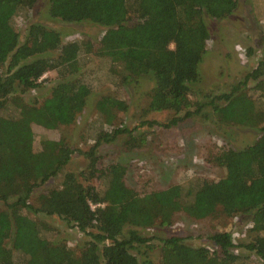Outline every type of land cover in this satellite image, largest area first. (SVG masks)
<instances>
[{
    "label": "trees",
    "instance_id": "obj_1",
    "mask_svg": "<svg viewBox=\"0 0 264 264\" xmlns=\"http://www.w3.org/2000/svg\"><path fill=\"white\" fill-rule=\"evenodd\" d=\"M38 1L0 0V264L24 259V264H155L147 255L154 249L157 264H244L234 249L252 254L253 264H264V55L227 92L191 99L209 38L204 17L226 18L237 0H46L52 20L102 28L94 48L90 41L63 42L40 23L25 25L20 38L11 23L13 10ZM91 50L106 60L105 81L114 86L149 80L145 111L171 113L165 128L197 116L220 127L253 130L254 140L212 158L223 170L216 181L139 194L125 186L122 165L110 164L104 172L98 167L101 144L123 136L126 151L144 141L136 128L121 123L104 131L126 108L123 101L104 97L98 105L102 123L86 151L73 150L62 139H42L34 152L32 126L70 125L83 110L92 86L79 74V58ZM48 72L54 73L53 83L40 102L16 95L40 87ZM248 84L259 92L257 104L247 95ZM75 153L85 158V169L62 172ZM101 172L103 192L91 184ZM60 173L58 185L33 194ZM178 212L193 219L244 216L253 236L242 243L229 232H216L207 237L211 249L188 246L176 235L145 237L137 231L168 228ZM41 217H56L75 229L81 243L69 247L62 238L47 237L53 231Z\"/></svg>",
    "mask_w": 264,
    "mask_h": 264
},
{
    "label": "rangeland",
    "instance_id": "obj_2",
    "mask_svg": "<svg viewBox=\"0 0 264 264\" xmlns=\"http://www.w3.org/2000/svg\"><path fill=\"white\" fill-rule=\"evenodd\" d=\"M45 5L46 0H39L30 9L17 12L13 10L11 23L20 38L25 25L40 23L57 31L63 42L90 41L93 48L96 46L102 28L87 22L67 24L52 20L46 13ZM7 13L10 16L12 9ZM204 24L209 38L206 51L196 68L199 80L194 85V91L197 95L191 97H199V100H202L204 94L227 92L230 86L250 71L256 61L264 55V0H237L236 8L229 16L221 20L204 17ZM79 60L82 64L79 74H85L87 83L92 86L85 106L70 125H61L54 130L32 126L31 146L34 152L40 150L39 143L42 139H62L71 149L86 151L94 141L99 123H102L98 105L103 103L104 97L123 101L126 107L125 112L115 114L116 119L112 126H103L104 131H110L121 123L127 130L136 128V134L144 138V141L138 147L126 151L122 146L125 140L123 136L110 143L101 144L97 149L100 157L98 167L104 172L105 167L110 164L122 165L125 169V186L139 194L165 190L174 185L185 188L189 183L195 185L204 180L216 181L223 176V170L213 163L212 158L224 150L242 149L256 136L253 130L243 127H220L197 116L165 128L163 125L172 116L171 113L145 111L147 93L152 86L149 80L139 79L133 86H114L110 81H105L107 62L97 57L95 51L91 50ZM42 79H45V82L40 87L16 95L21 96L25 102H40L49 93L54 73L48 72ZM252 87L248 84L246 92L257 104L260 100L259 92ZM208 109L206 107L204 111ZM85 167V158L75 153L62 172L75 173ZM61 173L36 188L33 194L37 195L50 186L58 185ZM101 175L102 172L91 180V184L99 192H103L106 187L105 179ZM40 219L46 222L48 230L53 231L47 233V237L62 238L69 247L81 243L82 235L75 229L67 228L58 218ZM247 221L244 216L227 218L223 215L193 219L178 212L173 215L171 226L168 228L154 225L137 231L145 237L165 238L176 235L188 246L213 249L207 237L216 232L231 233L234 242H248L253 235L248 232ZM233 252L237 253L239 261L244 264L255 262L254 256L246 251L234 249ZM147 255L157 264L159 256L156 249ZM24 261L25 259L23 264Z\"/></svg>",
    "mask_w": 264,
    "mask_h": 264
},
{
    "label": "built area",
    "instance_id": "obj_3",
    "mask_svg": "<svg viewBox=\"0 0 264 264\" xmlns=\"http://www.w3.org/2000/svg\"><path fill=\"white\" fill-rule=\"evenodd\" d=\"M91 208H93L94 206L90 205Z\"/></svg>",
    "mask_w": 264,
    "mask_h": 264
}]
</instances>
